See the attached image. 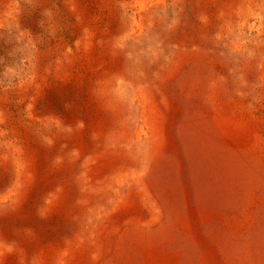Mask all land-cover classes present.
Instances as JSON below:
<instances>
[{
	"label": "rangeland",
	"instance_id": "obj_1",
	"mask_svg": "<svg viewBox=\"0 0 264 264\" xmlns=\"http://www.w3.org/2000/svg\"><path fill=\"white\" fill-rule=\"evenodd\" d=\"M0 264H264V0H0Z\"/></svg>",
	"mask_w": 264,
	"mask_h": 264
}]
</instances>
